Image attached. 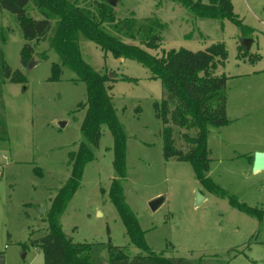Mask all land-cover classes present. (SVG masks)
Here are the masks:
<instances>
[{
  "label": "rangeland",
  "instance_id": "obj_1",
  "mask_svg": "<svg viewBox=\"0 0 264 264\" xmlns=\"http://www.w3.org/2000/svg\"><path fill=\"white\" fill-rule=\"evenodd\" d=\"M96 12L104 0H71ZM196 1V0H194ZM207 4V0H203ZM241 24L202 19L174 0H118L112 8L117 21L133 20L142 31L135 38L114 34L160 57L169 51H203L222 44L226 60L216 75L226 82L228 124L209 128L206 178L219 188L208 190L188 162L163 157V124L153 105L163 97L158 79L129 59H115L79 35L84 61L110 79L112 104L125 136L121 200L137 221L142 242L152 252L182 258L189 264H264V171H253V157L264 153V0H231ZM28 15H42L32 6ZM150 28V29H149ZM158 35L157 49L143 41ZM45 41L31 42L34 66L22 65L26 44L12 14L0 13V255L4 264H43V253L30 245L48 232L51 202L70 176L68 155L83 141L80 126L86 85L75 72L62 66L59 81L49 82L52 65L60 57ZM250 40L249 50L241 46ZM19 71L26 83H11L3 68ZM123 77L132 80H122ZM59 124H62L60 127ZM82 170L58 224L75 244H108L129 259L145 254L131 240L111 199L113 137L106 126ZM193 134V131L190 132ZM175 146L185 143L173 133ZM177 144V145H176ZM179 144V145H178ZM197 193L205 200L196 205ZM163 198L155 211L149 203ZM231 199L260 216L231 205ZM45 213L40 217L39 209ZM24 256V259H22ZM107 264V251L101 256Z\"/></svg>",
  "mask_w": 264,
  "mask_h": 264
},
{
  "label": "trees",
  "instance_id": "obj_2",
  "mask_svg": "<svg viewBox=\"0 0 264 264\" xmlns=\"http://www.w3.org/2000/svg\"><path fill=\"white\" fill-rule=\"evenodd\" d=\"M187 7L196 17L202 19H227L241 24L233 12L231 0H174ZM32 6L41 15L36 20L28 15ZM6 11L15 16L26 41L20 59L27 66L32 56L31 42L45 41L52 33L49 45L60 57V64L52 65L49 82L59 81L62 66L75 72L86 85V101L78 108H85L80 126L83 141L76 152L68 155L70 176L57 192L47 213L48 232L30 245L43 253V264H103L101 253L107 251V264H189L182 258H168L152 252L142 242V233L134 216L127 211L121 200V180L124 175L125 136L117 120L106 84L109 77L101 75L89 66L81 55L79 35L94 43L113 58L133 60L146 69L153 79H158L163 89V97L154 103L155 116L163 124V157L191 164L197 179L207 184L211 192L219 188L209 183L206 172L209 166V150L206 139L209 128H221L228 124L226 110V82L224 75H216L218 65L226 60L222 44H213L203 51H169L157 57L137 45L126 44L114 34L135 38L142 31L133 20L117 21L112 7L104 2L96 4V12L77 5L71 0H0V13ZM150 29V28H149ZM144 41L147 49H157L161 43L152 30ZM4 78L11 83H26L19 71H11L6 65ZM122 80H132L123 77ZM106 126L113 137V168L116 179L111 184V199L116 206L127 233L133 243L143 253L129 259L123 250L108 244H75L65 237L58 224V216L78 188L82 170L93 159V150L101 138V127ZM193 131V134L190 132ZM173 133L183 139L184 145L175 146ZM177 145V144H176ZM179 145V144H178ZM221 192V191H220ZM231 205L251 215L260 214L231 199Z\"/></svg>",
  "mask_w": 264,
  "mask_h": 264
},
{
  "label": "water",
  "instance_id": "obj_3",
  "mask_svg": "<svg viewBox=\"0 0 264 264\" xmlns=\"http://www.w3.org/2000/svg\"><path fill=\"white\" fill-rule=\"evenodd\" d=\"M117 1L118 0H105V3L113 8L116 6ZM250 45H251L250 40L241 41V46L246 51L249 50ZM36 60H37L36 57L32 55L29 67L34 66ZM59 125L60 127H62V124ZM252 166L254 172L264 171V153H256L254 155ZM203 200H205V198L200 193H197L196 205H199ZM162 203H163V198H157L149 203V207L152 211H155L160 205H162ZM39 213H40V217H43L45 213L44 208L39 209ZM22 259H24V256H22ZM4 263H5V258L2 255H0V264H4Z\"/></svg>",
  "mask_w": 264,
  "mask_h": 264
},
{
  "label": "crops",
  "instance_id": "obj_4",
  "mask_svg": "<svg viewBox=\"0 0 264 264\" xmlns=\"http://www.w3.org/2000/svg\"><path fill=\"white\" fill-rule=\"evenodd\" d=\"M251 164H252V161H251Z\"/></svg>",
  "mask_w": 264,
  "mask_h": 264
}]
</instances>
